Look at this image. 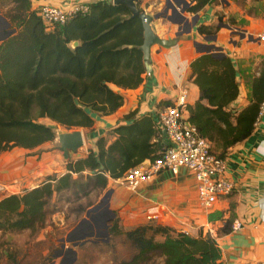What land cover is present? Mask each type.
Wrapping results in <instances>:
<instances>
[{
	"label": "trees",
	"instance_id": "trees-1",
	"mask_svg": "<svg viewBox=\"0 0 264 264\" xmlns=\"http://www.w3.org/2000/svg\"><path fill=\"white\" fill-rule=\"evenodd\" d=\"M188 1L195 3L189 12L198 13L216 0ZM0 7L7 9L4 17L12 29L0 41V155L15 148L34 152L53 143L55 128H92L94 116H110L123 106L120 90L144 83L147 69L139 49L144 31L125 6L97 3L89 13L53 29L32 10L31 0H0ZM190 78L200 89V101L189 108V122L223 159L230 147L252 135L261 104L239 114L228 109L239 95L229 58L202 55L191 64ZM126 120L132 122L112 131L114 141L100 138L96 150L78 160L70 158L62 176L5 195L0 200V233L37 232L44 228L55 198L77 189L105 190L109 180H120L142 163L160 158L166 148L155 119H135L132 113ZM217 147H222L219 155ZM108 232L123 237L133 251L114 264H223L210 233L192 237L157 222L125 229L118 217Z\"/></svg>",
	"mask_w": 264,
	"mask_h": 264
},
{
	"label": "crops",
	"instance_id": "crops-1",
	"mask_svg": "<svg viewBox=\"0 0 264 264\" xmlns=\"http://www.w3.org/2000/svg\"><path fill=\"white\" fill-rule=\"evenodd\" d=\"M217 1L198 13L189 12L195 3L188 1L190 6L184 14L186 20L180 26L186 33L172 48H151L150 69L144 83L135 90H120L124 95V104L117 112L105 117L94 116L92 128L77 129L84 137V146L80 150H96V142L100 138L114 141L112 131L120 125L131 123L126 117L132 113H135V119L153 117L162 132L163 145L167 148L170 142L159 123V113L172 106L181 91L185 90L187 105L184 118L189 122V108L195 107L200 101V89L190 78L191 64L202 55H211L199 52L203 46L212 44L223 48L224 58L231 59L234 64L239 95L230 104L229 110L239 114L254 103L264 102V48L255 37L257 33L264 31V19L256 21L248 14L239 16V11L237 18L233 17V26H229L245 31L246 36L243 37L223 25L218 26L221 12L236 14L237 10L235 3L231 1L227 4L224 0ZM97 3L112 4L113 0H31L34 11H39L43 6L70 10ZM165 6L166 0H138V8L150 16L163 13ZM181 7L184 5L181 4ZM196 18V25H193L192 21ZM216 26L217 31L214 30L215 33L212 34V28ZM152 28L158 37L165 40L176 39L179 32V26L166 19L154 20ZM201 28L205 29L204 34L200 32ZM212 37H216V41L208 42L207 39ZM202 103L207 105L206 101ZM50 144L34 152L15 148L1 154L0 189L14 187L20 180L38 175L43 168L48 167L49 161L55 168V152H40ZM217 149L219 155L222 147ZM83 155L81 153L73 158L71 153L70 158L78 160ZM223 160L226 177L232 182L234 191L220 199L210 212H205L200 207L197 182L192 172L185 168L180 169L177 175L163 170L135 192L116 185L119 180H109L106 189L112 191L110 210L126 229L146 223L147 213H158L161 216L159 223L177 232L198 237L200 232L206 235L212 231L211 237L221 249L223 264H259L264 261V115L256 122L252 135L230 147ZM149 163L151 162L146 161L140 166H147ZM65 173L66 169L58 176ZM11 194L13 193L8 195ZM62 216L63 213L57 212L55 217L62 222ZM235 221H240L243 226L240 232H232Z\"/></svg>",
	"mask_w": 264,
	"mask_h": 264
},
{
	"label": "rangeland",
	"instance_id": "rangeland-1",
	"mask_svg": "<svg viewBox=\"0 0 264 264\" xmlns=\"http://www.w3.org/2000/svg\"><path fill=\"white\" fill-rule=\"evenodd\" d=\"M222 1L220 0V2ZM224 1L226 4L227 2L230 3L229 1L235 3L237 12L236 14L227 11L221 12V16L218 17L217 21L218 26L223 24L233 26V17L237 18L239 11V16L240 14H248L256 21L264 19V2H248L247 4H243L235 0ZM226 4H224L225 7H227ZM6 10L0 7V41L12 30L10 24L4 17ZM234 14L236 16H233ZM214 30L217 31V26L216 28H212V34L215 33ZM55 129L56 133H72L78 131L77 129L72 131H66L62 128ZM58 146L60 144L58 138H56L53 143L41 151V153L55 152L53 154L55 156V162H57L55 168L49 161L48 167L43 168L38 175L25 177L26 179L20 180L14 187L0 189V197L10 193L16 194L22 192L40 184V182L45 181L50 176L63 173L70 158L65 159L63 153L58 149L56 150ZM84 151L79 150L77 153H72L73 158L80 156L81 153L84 156L87 155V152ZM116 185L125 187L121 182ZM109 190L96 189L90 192L87 190V193L85 190L77 189L62 194L48 206L49 215L43 229L37 232L0 233V264H60L61 259H56L55 257L59 254H62L61 256L63 257L68 249L72 248V244L67 242L68 239L72 240L88 235H93V242H87L77 248V261L75 264H114L115 262L130 258L133 251L125 239L121 236H110L107 240L102 235L104 233L103 227L98 228L91 219L94 215L106 210V205L99 209H96V207L103 203V199ZM57 212L64 214L62 216V222H59L55 217ZM88 213H90V218L87 216ZM108 218H111V215H108ZM114 219L109 221V226ZM145 221L149 223L147 220ZM83 223L88 224L89 229L82 230ZM119 224L124 228L120 219ZM63 245H65V248H62ZM157 264H163L162 260H159Z\"/></svg>",
	"mask_w": 264,
	"mask_h": 264
},
{
	"label": "built area",
	"instance_id": "built-area-1",
	"mask_svg": "<svg viewBox=\"0 0 264 264\" xmlns=\"http://www.w3.org/2000/svg\"><path fill=\"white\" fill-rule=\"evenodd\" d=\"M89 11L88 5L77 6L70 10L43 6L39 9V16L46 27L53 29ZM255 37L264 48V31L257 33ZM186 105L187 91L183 90L172 106L159 113V123L170 142L162 156L147 166H138L130 170L118 182L130 192H135L163 170L177 175L180 169L185 168L192 172L197 182L200 207L205 212H210L220 199L232 194L234 186L226 177L225 161L213 153L211 144L200 137L196 128L185 120ZM263 115L264 102L260 105L258 119ZM145 218L148 222L159 223L161 216L158 213H147ZM242 228L241 222L235 221L232 232H240ZM209 233L213 234L212 231ZM259 264H264V261Z\"/></svg>",
	"mask_w": 264,
	"mask_h": 264
},
{
	"label": "water",
	"instance_id": "water-1",
	"mask_svg": "<svg viewBox=\"0 0 264 264\" xmlns=\"http://www.w3.org/2000/svg\"><path fill=\"white\" fill-rule=\"evenodd\" d=\"M112 4L125 6L130 11L132 18H138L141 21L144 31V39H143V44L140 46L139 49L143 53L144 63L147 71H149L150 69V54H151V48L153 46L172 48L177 45L178 39L184 33H186V31H184V29L180 26H182V24L186 20L184 14L186 13L188 7L190 6V3L187 0H166V6L163 13H160L159 15L156 16H150L142 12L138 8V0H113ZM181 4H183L184 7H181ZM159 19H166L167 21L179 26V32L176 35L177 37L176 39L165 40V39H161L156 35V33L152 28V23L154 20H159ZM197 20L198 18L193 19L192 21L193 25H196ZM223 26L224 28L230 31H234L235 33L243 37L246 36L245 31H241L240 29L237 28L233 29L227 24H223ZM207 41L212 43L216 41V37L208 38ZM73 46L77 47L78 42H75ZM199 52L205 54H211L213 57L218 59H222L225 57L223 48L216 47L215 45L212 44L203 46L202 50H200ZM57 138L60 144V146L57 149L64 154L65 159H69L71 153H77L84 146V137L81 132L75 131L72 133H57ZM111 195H112V191L107 192L103 199V203L100 206L96 207V209H99L106 205V210L91 217L92 221L95 223V225L98 228H100L101 226L103 227L104 229L103 236H105L107 240L110 237L108 232V228H109L108 223L111 219H114L116 216L109 209V202ZM108 215H111V218H108ZM87 216L90 218V213H88ZM91 238H93V235L83 236L72 240L68 239L67 242L72 244V248L68 249V251L63 257L61 256L62 254H59L55 258L61 259L60 264H75L77 261V251H76L77 248L86 244L88 242L87 240ZM90 242L93 241L91 240ZM62 248H65V245H63Z\"/></svg>",
	"mask_w": 264,
	"mask_h": 264
},
{
	"label": "flooded vegetation",
	"instance_id": "flooded-vegetation-1",
	"mask_svg": "<svg viewBox=\"0 0 264 264\" xmlns=\"http://www.w3.org/2000/svg\"><path fill=\"white\" fill-rule=\"evenodd\" d=\"M81 228H82V230H84V229H89V225L86 224V223H83ZM108 230H109V228H108ZM103 234H104V233H103ZM103 234H102V235H103ZM102 235H100V236H102ZM91 240H93V238L88 239L87 241L90 242Z\"/></svg>",
	"mask_w": 264,
	"mask_h": 264
}]
</instances>
